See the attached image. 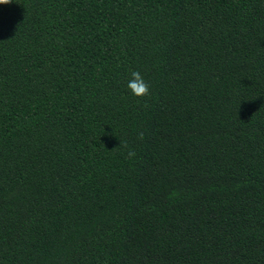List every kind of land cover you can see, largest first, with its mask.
<instances>
[{"label": "trees", "instance_id": "16d2710c", "mask_svg": "<svg viewBox=\"0 0 264 264\" xmlns=\"http://www.w3.org/2000/svg\"><path fill=\"white\" fill-rule=\"evenodd\" d=\"M0 264H264V0L0 4Z\"/></svg>", "mask_w": 264, "mask_h": 264}, {"label": "clouds", "instance_id": "9594fccd", "mask_svg": "<svg viewBox=\"0 0 264 264\" xmlns=\"http://www.w3.org/2000/svg\"><path fill=\"white\" fill-rule=\"evenodd\" d=\"M4 3H8V0H0V4ZM130 77L127 83V89L132 96L140 98L150 94V85L139 71L132 70L130 72ZM134 154L133 152L129 153L130 156Z\"/></svg>", "mask_w": 264, "mask_h": 264}]
</instances>
